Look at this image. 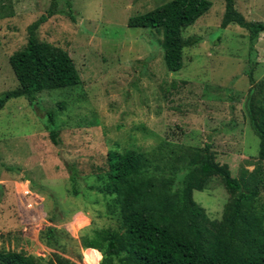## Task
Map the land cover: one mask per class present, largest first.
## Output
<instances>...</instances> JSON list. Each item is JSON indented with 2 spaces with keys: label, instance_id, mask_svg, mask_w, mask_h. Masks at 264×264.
Instances as JSON below:
<instances>
[{
  "label": "rangeland",
  "instance_id": "obj_1",
  "mask_svg": "<svg viewBox=\"0 0 264 264\" xmlns=\"http://www.w3.org/2000/svg\"><path fill=\"white\" fill-rule=\"evenodd\" d=\"M169 1L60 0L59 12L39 28L38 39L66 51L82 82L39 93L33 105L26 97L11 99L0 112V252L49 257L39 234L53 215L76 240L86 227H117L115 219L100 216L102 196L86 186L107 171L111 150L149 152L163 141L211 145L216 161L237 179L261 164L246 103L253 87L248 73L258 88L264 83V33L252 64L248 31L235 24L222 29L225 2L208 0L209 12L183 32L199 44L184 49L181 71L169 72L162 34L128 25ZM50 6L51 0H0V97L17 89L10 57L26 47L29 26ZM236 9L248 22L264 23V0H237ZM49 114L59 146L45 126ZM72 166L79 173L78 197L71 193ZM18 184H29L42 200L44 221L34 240L21 227ZM193 197L211 222L221 221L231 200L217 177ZM82 256L85 264L84 250Z\"/></svg>",
  "mask_w": 264,
  "mask_h": 264
},
{
  "label": "trees",
  "instance_id": "obj_2",
  "mask_svg": "<svg viewBox=\"0 0 264 264\" xmlns=\"http://www.w3.org/2000/svg\"><path fill=\"white\" fill-rule=\"evenodd\" d=\"M236 1L224 0L221 28L235 24L248 31L254 64L264 23L248 22L236 9ZM211 6L208 0H171L131 17L128 25L162 34L166 68L179 72L184 66V49L200 42L199 38L184 39L183 32ZM59 7L60 0H51L48 12L29 26L26 47L10 57L18 87L0 97V112L11 99L26 97L33 105L39 93L81 84L69 54L38 39L39 28ZM69 8L68 16L73 19L74 11ZM248 74L253 87L246 112L260 139L261 164L253 171L245 169L240 178H234L228 165L216 161L211 145L186 147L163 141L149 152L111 150L107 171L97 173L86 186L102 196L105 212L100 216L115 219L117 227H86L76 240L53 215L39 234L41 244L51 251L49 257L9 250L0 252V264H81L82 250L85 264H264V83L258 88L252 72ZM46 118L51 141L59 146L54 115ZM214 177L231 194L218 222H211L193 197ZM70 182L72 195L78 197L79 173L74 166Z\"/></svg>",
  "mask_w": 264,
  "mask_h": 264
},
{
  "label": "built area",
  "instance_id": "obj_3",
  "mask_svg": "<svg viewBox=\"0 0 264 264\" xmlns=\"http://www.w3.org/2000/svg\"><path fill=\"white\" fill-rule=\"evenodd\" d=\"M17 190L19 218L22 230H25V233H23L34 240L35 233H39L38 224L44 221L42 200L37 194L32 192L29 184H18Z\"/></svg>",
  "mask_w": 264,
  "mask_h": 264
},
{
  "label": "crops",
  "instance_id": "obj_4",
  "mask_svg": "<svg viewBox=\"0 0 264 264\" xmlns=\"http://www.w3.org/2000/svg\"><path fill=\"white\" fill-rule=\"evenodd\" d=\"M83 213V212H82ZM85 251V250H84Z\"/></svg>",
  "mask_w": 264,
  "mask_h": 264
}]
</instances>
